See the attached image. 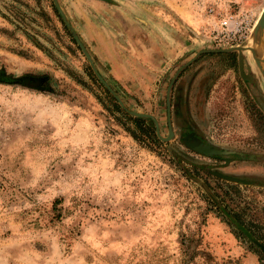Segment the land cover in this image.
Returning <instances> with one entry per match:
<instances>
[{"label": "rangeland", "instance_id": "rangeland-1", "mask_svg": "<svg viewBox=\"0 0 264 264\" xmlns=\"http://www.w3.org/2000/svg\"><path fill=\"white\" fill-rule=\"evenodd\" d=\"M58 2L111 88L151 114L161 136L172 74L198 50L225 49L195 36L204 6L250 11L255 22L264 4ZM51 4L0 0V72L48 78L43 88L0 82V264H264L219 211L237 212L264 245V92L255 70L245 81L222 54L201 53L169 88L170 110L178 101L213 144L248 152L226 169L247 182L215 179L205 171L214 162L177 136L157 144L136 129L139 141L129 135L122 125H133L110 110ZM242 60L246 73L248 54Z\"/></svg>", "mask_w": 264, "mask_h": 264}, {"label": "water", "instance_id": "water-1", "mask_svg": "<svg viewBox=\"0 0 264 264\" xmlns=\"http://www.w3.org/2000/svg\"><path fill=\"white\" fill-rule=\"evenodd\" d=\"M56 12L58 13L62 23L64 24V26L66 27L68 33L70 34L71 38L74 40L75 44L78 46V48L80 49L82 55L84 56V58L87 61V64L92 72V74L94 75V77L98 80V82L103 86L104 89L107 90V92L109 93L110 96H112L115 101L117 102L118 106L128 115L133 116V117H145L148 118L149 120H151L152 124H153V128H154V133L155 136L161 140V141H167L171 138V129L168 127L167 128V132L165 136H161L158 130V124L157 121L155 120V118L149 114V113H145V112H138V111H134L131 110L130 108H128L123 102L122 100L119 98V96L117 95V93L111 88V85L106 81V79L102 76V74L100 73V71L98 70V68L95 65V62L93 61L90 53L88 52V50L86 49V47L84 46V44L82 43L81 39L79 38V36L76 34L75 30L73 29L72 25L70 24V22L68 21L64 11L62 10L58 0H51ZM262 33V34H261ZM260 34L261 36V46H260V53L259 56H255L252 50V46L255 43L259 42V36ZM230 50H234L237 51V59H238V72H239V76L247 81L250 79V74H251V69H254L256 72V76L260 81V85L262 87V91L264 92V75H263V71L262 68H264V4L259 12V14L257 15L255 22L252 26L251 32H250V36L248 38V40L245 42V44H243L242 46H235V47H229V48H225V49H201L196 51L193 56L191 58H189L188 60H186L183 64H181L176 70L175 72L172 74L167 87H166V103H165V117H166V122L167 124H169V104L167 101V96H168V91L169 88L171 86V84L173 83L176 75L178 74V72L184 68L185 66H187L188 64H190L196 56H198L201 53H215V52H226V51H230ZM248 54L249 56V60H250V66L251 68H248L246 73H244L242 71L241 68V64H242V59L244 57V54ZM246 63H248L247 60H245ZM184 145L186 147H188L189 149L193 150L194 152L201 154V155H215V154H224L226 153V151L218 149V148H210L208 146H202L199 144H195L192 142H188V141H183ZM212 175L219 177L221 179H225L227 181H232V182H237V181H242V182H247V180L245 179H238L236 177L233 176H229L226 174H222L220 172L217 171H212L211 172ZM236 227L243 233L245 234L251 241L252 243L260 250L264 253V245L261 244L260 242H258L257 240H255L244 228H242L240 225H236Z\"/></svg>", "mask_w": 264, "mask_h": 264}, {"label": "flooded vegetation", "instance_id": "flooded-vegetation-1", "mask_svg": "<svg viewBox=\"0 0 264 264\" xmlns=\"http://www.w3.org/2000/svg\"><path fill=\"white\" fill-rule=\"evenodd\" d=\"M212 54H218V55L222 54L224 60L231 64L230 66L231 70L232 71L236 70L238 72L237 51L230 50L226 52H215ZM246 67H247V64L244 63V60H242L243 71H245ZM251 83L253 84L254 82H251ZM180 108L181 106L179 105L178 101H176L175 104H172L171 110L169 106V124H167L166 117H165L166 130H165L164 135H166L167 128L169 127L171 129V138H173V136H177V140L179 141V144L184 146L189 152L193 153L194 155L204 156L207 159L212 160L214 162V165L212 167H208V169L205 170L209 176L214 177L215 179L227 181L225 179H221L211 174L212 171H217L222 174L236 177L238 179H243V178H240L237 174L229 172L226 169L230 167V165H232L233 163L246 160L249 156V154H247L248 152H243L241 150L230 149V148H226L223 146H218V145L213 144L210 140H208L207 136L204 135V132L201 130L198 123H196L195 121H191V120L189 121L187 118V115L185 119V117L183 116L184 114ZM170 115L172 116V118H174L171 122L173 123V126H171L170 124V121H171ZM184 140L195 143V144H199L202 146H208L210 148L212 147L218 148V149L226 151V153L215 154V155H201L189 149L188 147H186L183 143ZM202 165L203 164H201L200 168H203ZM248 181L250 182V180Z\"/></svg>", "mask_w": 264, "mask_h": 264}, {"label": "built area", "instance_id": "built-area-1", "mask_svg": "<svg viewBox=\"0 0 264 264\" xmlns=\"http://www.w3.org/2000/svg\"><path fill=\"white\" fill-rule=\"evenodd\" d=\"M202 24L195 31L199 42L216 48L242 46L254 24L250 11H222L214 3L203 8Z\"/></svg>", "mask_w": 264, "mask_h": 264}, {"label": "trees", "instance_id": "trees-1", "mask_svg": "<svg viewBox=\"0 0 264 264\" xmlns=\"http://www.w3.org/2000/svg\"><path fill=\"white\" fill-rule=\"evenodd\" d=\"M108 1V0H107ZM51 7L56 14V16L59 18V15L57 14L56 10L54 9L53 5L51 4ZM60 20V18H59ZM61 21V20H60ZM62 23V21H61ZM62 27L65 30V32L69 35L71 42L76 46L74 40L71 38L70 34L68 33L66 27L62 23ZM77 49H79L76 46ZM87 75L89 76L90 80L97 86L99 87L105 97L108 99L110 110H111V105L112 107L116 110L119 111L125 119L131 123L134 127V129L127 128L126 126L122 125L126 131H128L129 135L136 141H139V135H145L155 143H160L158 139L156 138L154 134V128L152 125L151 120L145 117H133L128 114H126L117 104L115 99L109 95L106 89L103 88V86L98 82V80L94 77L92 74L90 68L88 65L85 67ZM48 81V78L45 75H35V74H21L17 77H13L10 74H4L0 72V82H7V83H18L27 87L31 88H43L46 86V83ZM135 129L140 133L139 135L136 134ZM216 203L215 205H217ZM219 211L222 213V215L226 218L227 222L230 223L231 225L236 226L237 224L240 225L242 228H244L247 232L249 230L247 229V226L244 225L242 222V219L240 218V215L237 212H230V210L226 209L225 206H222V208H219ZM238 229V228H237ZM238 232L240 235L243 237H246L245 234H243L239 229Z\"/></svg>", "mask_w": 264, "mask_h": 264}, {"label": "bare ground", "instance_id": "bare-ground-1", "mask_svg": "<svg viewBox=\"0 0 264 264\" xmlns=\"http://www.w3.org/2000/svg\"><path fill=\"white\" fill-rule=\"evenodd\" d=\"M262 34V33H261ZM259 36V42L258 43H255L253 46H252V50H253V53L255 56H259V53H260V44H261V35ZM262 71H263V75H264V68H262Z\"/></svg>", "mask_w": 264, "mask_h": 264}]
</instances>
